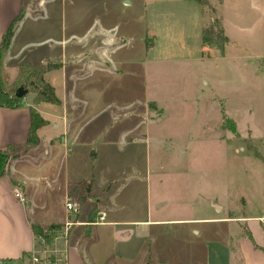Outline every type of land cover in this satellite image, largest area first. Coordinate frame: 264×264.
<instances>
[{
  "label": "rangeland",
  "instance_id": "obj_1",
  "mask_svg": "<svg viewBox=\"0 0 264 264\" xmlns=\"http://www.w3.org/2000/svg\"><path fill=\"white\" fill-rule=\"evenodd\" d=\"M57 7L68 48L79 33L87 36L103 25L121 44L115 67L68 68L62 76L74 140L97 148L98 160L108 162L122 158L133 148L129 139H136L150 166L137 176L128 172L120 186L125 191L136 183L137 203L152 216L212 215L206 202L217 192L232 198L233 213L248 211L237 197L264 189V158L253 154L264 155V140H258L264 139V85L251 77L255 61L264 60V0H57ZM202 20L210 37L205 52L197 36ZM222 25L230 37L224 50ZM5 72L12 82L15 76ZM56 83L62 85L59 78ZM211 237L198 241L213 246Z\"/></svg>",
  "mask_w": 264,
  "mask_h": 264
},
{
  "label": "crops",
  "instance_id": "obj_2",
  "mask_svg": "<svg viewBox=\"0 0 264 264\" xmlns=\"http://www.w3.org/2000/svg\"><path fill=\"white\" fill-rule=\"evenodd\" d=\"M12 22L14 31L3 58L5 70L12 77L21 64L59 62L57 69L48 71L45 77L60 102L34 103L33 98V101L24 98L19 106H0L2 148L26 142L30 106L47 120L37 129L38 144L21 151L11 160L6 173L0 175V259L27 260L36 254L56 260L65 257L67 264H264V222L261 220L264 189L260 194L245 190L244 195L237 197L242 209L250 208L246 212L233 213L232 198H220L216 191L210 202L205 201L212 215L202 211L199 216H152L148 208L145 211L137 203L136 183L127 185L125 191V186H120L123 178L131 175L128 172L137 176V170L150 166L151 159L142 152L136 139H129L127 145L133 148L125 150L122 158L100 162L97 148H86L70 134L62 76L68 68L115 67L114 55L121 44L111 28L103 25L98 32L93 30L87 36L79 33L68 48V38L59 31L57 0H0V42ZM202 27L203 20L197 36L205 52L208 49L202 42ZM221 28L227 37L221 48L224 50L230 37L223 25ZM142 50L146 54L145 43ZM261 62L263 65L256 60L252 66L251 77L257 85H264L259 80V73L263 72L260 70L264 69V60ZM57 78L62 85H57ZM222 111L225 119L233 121L235 133L243 136L235 119ZM261 138L258 140L263 141ZM138 152L143 157L137 158ZM257 153H253L255 157L264 158ZM133 181L137 182V178ZM15 185L23 192L24 201L14 194ZM68 196L80 205L76 214L69 213L64 206ZM101 214L104 221L95 222ZM67 220L73 221L68 228L65 227ZM33 224L44 229L51 224L61 227L52 229V237L45 241L34 233ZM188 224L189 229H184ZM212 232L214 247L206 239L198 241L200 235H208L211 240ZM191 234L196 236L192 238Z\"/></svg>",
  "mask_w": 264,
  "mask_h": 264
},
{
  "label": "trees",
  "instance_id": "obj_3",
  "mask_svg": "<svg viewBox=\"0 0 264 264\" xmlns=\"http://www.w3.org/2000/svg\"><path fill=\"white\" fill-rule=\"evenodd\" d=\"M15 22V21H14ZM12 22L10 27L2 36L0 43V106L15 107L24 102V98L29 93H33L34 102L47 101L50 103L58 104L60 99L57 98L55 90L52 84H50L45 77V74L53 69H57L59 62L52 63L46 62L42 64L25 63L17 67L18 71L12 82H8L6 77L7 73L4 70L3 58L4 52L8 48L11 36L14 31L15 23ZM219 32H223L222 28H219ZM202 42L205 44L209 41L206 35V30L202 31ZM227 39L223 37V41ZM30 126L28 136L24 145H7L2 148L0 146V175H4L12 159L19 156L23 151H27L30 147H34L39 142L37 129L44 126L47 120L39 114V112L30 106ZM226 120H229L227 118ZM22 151V152H21ZM61 225L51 224L47 228H43L38 224H33L32 228L36 235L42 236L45 241L50 240L52 237V229H59Z\"/></svg>",
  "mask_w": 264,
  "mask_h": 264
},
{
  "label": "built area",
  "instance_id": "obj_4",
  "mask_svg": "<svg viewBox=\"0 0 264 264\" xmlns=\"http://www.w3.org/2000/svg\"><path fill=\"white\" fill-rule=\"evenodd\" d=\"M13 192L21 201L25 200L23 192H21L20 188L17 185L13 187ZM64 206H66L67 211L72 214H76L80 209L78 201L73 200L70 196L66 198ZM103 219L104 216L101 214L95 222L104 221ZM261 220L262 222H264V217H261ZM71 224H73V221L67 220V222L65 223V227L68 228ZM0 264H67V259L63 257L62 259L56 260L48 256L42 257L36 254H32V256H30L27 260L14 261L8 259H0Z\"/></svg>",
  "mask_w": 264,
  "mask_h": 264
}]
</instances>
